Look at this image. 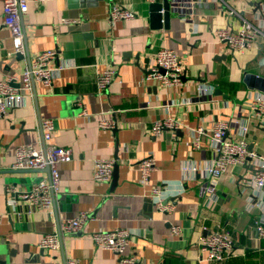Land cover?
I'll use <instances>...</instances> for the list:
<instances>
[{
	"label": "crops",
	"instance_id": "1",
	"mask_svg": "<svg viewBox=\"0 0 264 264\" xmlns=\"http://www.w3.org/2000/svg\"><path fill=\"white\" fill-rule=\"evenodd\" d=\"M175 1L181 8H169L166 26L152 28L148 0H30L22 18L23 56L10 55V33L0 28V79L20 73L40 52L57 53L52 86L34 84L25 104L10 105L0 122V264H119L116 254L91 240L93 233L114 229L129 233L124 255L135 264H214L203 258L199 244L216 230L227 231L233 242L228 258L218 264H264V238L255 231V224L264 222V196L251 183L254 159L230 167L214 185L199 172L182 170L212 162L208 135L216 122L227 123L233 138L247 125V150L264 161V118L255 116L249 101L258 90L242 81L245 73L264 78V40L232 53L216 34L236 31L241 18L257 25L255 12L264 15V0H195L190 9ZM112 6L135 16L110 21ZM161 48L178 55L181 86L145 80ZM108 69L113 79L98 94L97 78ZM207 86L212 96L198 97L196 88ZM44 118L55 128L49 144L71 151L70 161L58 166L60 189L48 210L17 197L47 172L12 168L16 147L41 144ZM166 118L176 129L153 136L152 124ZM101 120L111 128H101ZM198 126L206 134L194 147ZM146 156L154 158L156 168L143 181L136 164ZM96 160L113 161L114 182L93 180ZM154 188L170 210L157 209ZM80 213L87 215L80 231L59 230L61 222ZM54 232L57 248L41 249L40 238Z\"/></svg>",
	"mask_w": 264,
	"mask_h": 264
},
{
	"label": "built area",
	"instance_id": "2",
	"mask_svg": "<svg viewBox=\"0 0 264 264\" xmlns=\"http://www.w3.org/2000/svg\"><path fill=\"white\" fill-rule=\"evenodd\" d=\"M30 0H0L2 19L0 28H6L11 36L12 52L10 55H24L22 18L28 11ZM162 0H148V3L161 2ZM182 8L191 6L195 0H181ZM169 8H181L175 0H168ZM190 9V8H189ZM159 13H163L161 9ZM230 14L233 12L230 11ZM258 19L257 25H252L241 18L242 24L236 31L219 29L216 34L220 42L224 43L232 53L242 52L254 46L257 38L264 40V15L261 10L255 12ZM262 15V16H261ZM108 16L110 21H126L133 19L135 14L126 8L112 6ZM56 50H46L33 56L20 73L11 74L6 79H0V122L6 118L10 105L25 104L26 100L34 88V84H40L45 88L52 86L57 69L54 67ZM112 70H104L99 74L96 82L98 94L105 91L113 79ZM182 64L178 55L171 49L161 48L154 56L153 66L145 75L146 81H153L162 87L181 86L183 82ZM198 97L212 96V86L204 88L197 87ZM250 106L255 116L261 121L264 118V94L259 91L253 92L250 97ZM80 115L85 116L86 112L82 108ZM101 128L109 129L111 124L106 120L99 122ZM177 127L175 121L166 118L155 121L150 133L153 136H160L165 130L173 131ZM41 133V144L34 146L25 144L15 148L12 168L16 170H47V178L40 179L28 191L17 194L20 200L30 202L40 210H48L53 204L54 197L60 189V176L58 166L71 159V151L68 148L49 144L55 131L54 123L49 118H44L39 124ZM247 125H242L239 135L233 138L228 135V124L216 122L209 130L210 146L213 150L212 162L202 169L194 165L182 167L183 171L193 174L201 173L210 184L216 181L232 166H246L248 160L256 162V168H251V183L253 188L264 196V161L247 150L245 134ZM206 134V130L198 126L193 130L192 145L197 147L201 136ZM112 160H96L93 167V180L96 182H108L112 177ZM156 168L155 160L152 156H146L136 164L143 181H147L153 170ZM212 186L208 192H212ZM152 195L157 199L156 207L160 211L170 210V206L164 205L158 198V190L152 189ZM87 219L86 213H80L76 217L64 220L60 223V229L66 233L80 231ZM255 231L258 236L264 238V222L255 224ZM178 228L171 229L172 234H177ZM58 234H44L38 241L41 249L55 250L58 244ZM91 240L102 250L113 252L119 257V264H135L132 256H125V250L130 241V235L126 230L114 229L110 231H100L93 233ZM200 252L203 258L214 264L223 262L230 255L233 242L229 233L225 230H216L200 240ZM67 264H77L75 260H68Z\"/></svg>",
	"mask_w": 264,
	"mask_h": 264
},
{
	"label": "water",
	"instance_id": "3",
	"mask_svg": "<svg viewBox=\"0 0 264 264\" xmlns=\"http://www.w3.org/2000/svg\"><path fill=\"white\" fill-rule=\"evenodd\" d=\"M92 0H82V2H88ZM163 10V13H159L160 10ZM149 20L152 28H162L166 26L169 15V3L168 0H162L161 2L149 4ZM243 83L250 89H255L260 92H264V78L256 76L251 73H245L243 76ZM220 94V91H217ZM249 160V159H247ZM47 172V170H45ZM116 179V166L113 167L112 181Z\"/></svg>",
	"mask_w": 264,
	"mask_h": 264
},
{
	"label": "trees",
	"instance_id": "4",
	"mask_svg": "<svg viewBox=\"0 0 264 264\" xmlns=\"http://www.w3.org/2000/svg\"><path fill=\"white\" fill-rule=\"evenodd\" d=\"M226 87H228L229 89H231V90H233L234 88H233V84H231V83H225L224 84ZM218 86H222L221 84H218Z\"/></svg>",
	"mask_w": 264,
	"mask_h": 264
}]
</instances>
